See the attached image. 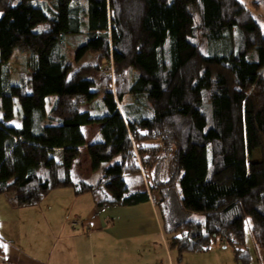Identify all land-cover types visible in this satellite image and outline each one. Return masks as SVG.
<instances>
[{"label": "trees", "instance_id": "trees-1", "mask_svg": "<svg viewBox=\"0 0 264 264\" xmlns=\"http://www.w3.org/2000/svg\"><path fill=\"white\" fill-rule=\"evenodd\" d=\"M15 50L28 79L10 77ZM83 146L94 180L73 169ZM58 188L97 211L153 199L180 256L220 240L250 264L249 219L264 264V20L243 0H0V194Z\"/></svg>", "mask_w": 264, "mask_h": 264}, {"label": "crops", "instance_id": "crops-1", "mask_svg": "<svg viewBox=\"0 0 264 264\" xmlns=\"http://www.w3.org/2000/svg\"><path fill=\"white\" fill-rule=\"evenodd\" d=\"M0 235L6 243L0 264L177 261V250L165 236L153 199L97 211L92 193L77 195L71 188L54 189L28 206H14L8 194H0Z\"/></svg>", "mask_w": 264, "mask_h": 264}, {"label": "rangeland", "instance_id": "rangeland-1", "mask_svg": "<svg viewBox=\"0 0 264 264\" xmlns=\"http://www.w3.org/2000/svg\"><path fill=\"white\" fill-rule=\"evenodd\" d=\"M248 6H250L253 10L256 11L258 16H260L264 20V4L263 2H256L255 0H243ZM259 6V8H255L254 5ZM82 40L81 36H66V53L73 64V67L76 69L78 67H84L88 65V67L94 68V66L98 63L96 55L86 52L81 55L79 58L76 56V51L78 49L79 43ZM25 60V56L20 53V51L15 50L14 54L10 60L9 66L11 70V79L15 80L18 79L20 75H23L27 79L29 78V73L27 72L26 66L23 64ZM104 67V66H103ZM108 68L104 67L101 72H95L97 78L101 77L102 73L107 72ZM52 99V98H51ZM101 102L99 99H96L95 102H92L90 105H84V108H90L91 110H100ZM15 121V120H14ZM83 130L87 136V140H92L98 138L100 136V126L96 123L89 126H84ZM261 156V152L259 149L254 150L251 159H259ZM74 170L75 172L82 176L89 178L90 180L96 179V177L100 174L99 172H94L91 168V162L86 150V147L81 148V154L74 163ZM192 218L201 219V215L192 214ZM250 221L249 219L246 222V247L247 250L250 252L251 262L250 264H261L258 259L259 248L255 245L254 238L252 236V232L250 229ZM177 250V249H176ZM217 250L218 253H213ZM177 252V261L175 264H196L198 262H210V264H241L235 258L234 249L231 245L222 246L220 240L213 241L209 247V249L203 254L197 253H190L191 251L184 252L182 256L179 255ZM206 258V260H205Z\"/></svg>", "mask_w": 264, "mask_h": 264}]
</instances>
